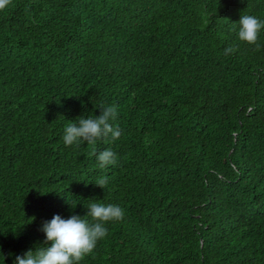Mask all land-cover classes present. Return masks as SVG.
I'll list each match as a JSON object with an SVG mask.
<instances>
[{"label": "trees", "instance_id": "1", "mask_svg": "<svg viewBox=\"0 0 264 264\" xmlns=\"http://www.w3.org/2000/svg\"><path fill=\"white\" fill-rule=\"evenodd\" d=\"M242 14L264 20V0L0 11V264L91 202L125 216L81 264H264V30L259 50L242 42ZM101 104L121 137L66 146V125ZM93 148L118 163L99 168Z\"/></svg>", "mask_w": 264, "mask_h": 264}, {"label": "clouds", "instance_id": "2", "mask_svg": "<svg viewBox=\"0 0 264 264\" xmlns=\"http://www.w3.org/2000/svg\"><path fill=\"white\" fill-rule=\"evenodd\" d=\"M12 3L13 0H0V11L7 9ZM238 25L239 39L259 50L264 20L254 15L242 14ZM235 51V48L229 47L225 49V54ZM99 109V116H81L77 119L78 123L70 122L66 125L63 135L66 146L78 145L81 141L94 146L98 140L111 137L115 141L121 137L122 130L111 123L118 115L116 105L101 104ZM90 155L96 157L101 169L116 165L119 159L117 153L110 148L99 153L93 148ZM95 184L104 189L108 184V177L98 178ZM86 208L89 211L84 217L74 214L65 219L57 214L50 221H45L41 229L46 234L45 245L17 256L14 264H81L86 256L94 252L98 242L107 236L108 229L105 225L123 220L125 216L124 210L118 205L91 202Z\"/></svg>", "mask_w": 264, "mask_h": 264}]
</instances>
